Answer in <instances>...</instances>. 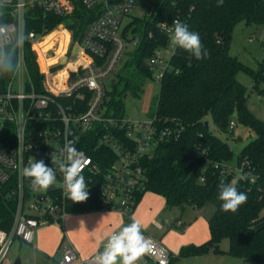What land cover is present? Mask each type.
Here are the masks:
<instances>
[{
	"label": "built area",
	"instance_id": "2783aa9c",
	"mask_svg": "<svg viewBox=\"0 0 264 264\" xmlns=\"http://www.w3.org/2000/svg\"><path fill=\"white\" fill-rule=\"evenodd\" d=\"M133 8V0H0V195L14 206L9 229L0 228V264L14 238L29 243L37 228L60 224L68 215L71 200L64 194V174L60 171L66 140L74 139L75 147L84 153L87 163L81 174L89 194L92 185L99 187L101 210L123 214L146 181L140 158L173 133L168 128L157 131L154 117L131 121L106 115L105 83L126 43L134 47L138 40L132 35L127 39L128 32L124 33L128 23H123L124 19ZM76 11L83 13L81 17H73ZM51 21L54 25L49 27ZM172 25L158 24L168 42ZM59 28L67 35L62 51L58 38L46 45V37ZM24 45L34 53L41 76L38 91L26 69ZM166 45L144 61L158 82L171 69L169 58L176 46L168 48L169 53L162 57L159 52ZM7 48L12 53L8 54ZM11 55L14 62L9 71H4ZM108 83L114 85L115 79ZM235 127L230 121L228 128ZM90 137L97 139L92 150L104 147L116 155L106 170L84 151ZM51 156L56 163L51 162ZM35 160L55 169L52 190L34 189L22 174V169ZM243 165L238 166L239 172ZM220 171L232 173L233 169L223 164ZM163 226H169L167 220ZM170 227L182 225L176 221ZM59 253L56 264H97V254L82 258L67 242ZM149 255H154L156 264L169 263V253L160 248H152L145 256Z\"/></svg>",
	"mask_w": 264,
	"mask_h": 264
},
{
	"label": "trees",
	"instance_id": "16d2710c",
	"mask_svg": "<svg viewBox=\"0 0 264 264\" xmlns=\"http://www.w3.org/2000/svg\"><path fill=\"white\" fill-rule=\"evenodd\" d=\"M82 14L76 11L73 17ZM174 20H180L189 30L199 33L209 55L197 60L191 53L175 46L169 58L171 69L165 71L159 81L152 116L157 131L168 128L173 133L159 141L151 153L140 158L146 181L143 188L135 192L130 209L122 214L123 227L132 222L131 212L146 191L162 196L168 208L185 204L200 208L209 202L214 208L207 222L209 239L198 245L183 246L175 256L169 253V263L175 258L226 253L240 258L243 264H264V216L261 215L264 210V121L248 109L246 87L236 77L240 69L252 74L255 78L253 87L258 93H264V88H259V82L264 81V59L254 71L228 53L231 31L236 23L264 21V0H223L220 7H217V0H157L148 16L134 17L124 28V33L129 32L138 39L129 59L124 62V67L131 66L130 77L152 75L144 61L168 43V37L159 30L158 24ZM52 25L54 22L51 21L49 27ZM83 26L84 23L80 30ZM13 62L11 55L4 71H9ZM24 62L38 91L41 76L28 45H24ZM118 83L107 89L104 101L106 115L115 118L123 117L122 102L130 87L129 77L122 86ZM59 100L68 102L71 99ZM207 115L216 129L226 133L227 137L233 134V129L228 128L230 121L254 133L236 154L237 165L244 164L241 172L250 173L247 180H239V172L234 180L237 190L248 196L247 202L236 213L223 212L222 201L218 199L221 181L233 182L231 172L220 171V166L231 158L232 150L227 139L220 138L209 127L205 128ZM96 140L87 139L84 151L106 170L116 155L104 147L92 150ZM98 189L92 185L84 202H68L67 213L101 210ZM13 213V204L0 195L1 229H9ZM223 238L228 241L225 251L219 246Z\"/></svg>",
	"mask_w": 264,
	"mask_h": 264
},
{
	"label": "crops",
	"instance_id": "0c3cea01",
	"mask_svg": "<svg viewBox=\"0 0 264 264\" xmlns=\"http://www.w3.org/2000/svg\"><path fill=\"white\" fill-rule=\"evenodd\" d=\"M185 205L167 207L169 211L175 209V212L167 217L165 216L167 212L164 210V198L146 191L137 202L130 217L132 222L133 220L139 222L142 234L151 241L152 248H160L175 256L181 247L190 244L198 245L209 239L206 217L202 218V213L197 211L194 206L189 205L192 208L190 210ZM165 220L169 224L168 227L163 226ZM176 221L181 222L182 232L169 230L172 228L170 225ZM122 227V214L117 210L75 212L66 215L60 224L40 226L34 231L30 242L26 244L29 246V253L41 258V263L47 264L51 260L56 264L54 256L57 252H61L63 243L67 242L71 245L82 258L92 254L99 255L104 250L110 236ZM227 246L228 242L221 245L220 248L225 251ZM18 255L20 256V254ZM145 255L136 264L155 262L154 255ZM239 260L240 264H243L240 258L232 257L226 253H207L175 258L168 264H239ZM13 263L14 261L10 262V264Z\"/></svg>",
	"mask_w": 264,
	"mask_h": 264
},
{
	"label": "rangeland",
	"instance_id": "374dc122",
	"mask_svg": "<svg viewBox=\"0 0 264 264\" xmlns=\"http://www.w3.org/2000/svg\"><path fill=\"white\" fill-rule=\"evenodd\" d=\"M157 0H133L134 8L132 12L125 17L124 22L129 21L130 19L143 18L148 16L151 12V9L154 3ZM131 34H127V39H130ZM56 38L60 40L59 51L64 49L67 35L66 32L61 30L54 31L52 34L46 37V45L51 44ZM174 44L171 42V39L166 45V48L160 50L159 54L162 57L167 56L169 49ZM133 49V46L130 43H126L122 56L117 63L109 81L111 78L115 79V84L118 83L119 86H122L123 82L127 77H129L130 87L125 91V97L122 104V114L126 120H146L153 116V111L156 103V98L159 91V82L156 81L151 76L145 75H134L130 77L131 66L124 67V62L129 59L130 51ZM7 53H12L10 48H7ZM228 53L230 56L236 57L244 66H248L252 70H257L259 62L264 59V21L258 24H246L244 21H239L235 24L231 31V39L228 46ZM41 57H43V49L40 48ZM121 77V78H119ZM237 80L240 81L246 87V98H247V107L248 109L261 121H264V93H258L257 88L253 87L255 78L252 74H249L242 69L237 71L236 74ZM109 81L105 83L107 89L111 86ZM259 88H264V81L259 82ZM208 121L209 129L219 136L222 139H227L230 149L232 150L231 158L225 163L228 168H232V181H234L238 175V165L236 162V154L247 141L254 137L252 130L246 129L243 126L237 124L233 129V134L230 137H227L226 133L221 132L216 129V127L211 123L210 116H206ZM145 194V193H144ZM190 210L192 208L186 204ZM213 205L209 202L204 203L200 208H197V211L202 213V218L208 217L210 213L212 214ZM164 210L167 212L165 216L170 217L175 211V209H169L164 207ZM261 215L264 216V210H262ZM208 225V223H207ZM169 230L175 232H182V228H170ZM165 231V230H163ZM227 239L223 238L219 242V246L227 244ZM29 246L26 243L21 242L18 238H14L11 242L10 248L6 255V258L1 264H10L13 262L15 257L20 254L22 264H44L41 263V258L29 253ZM237 258V257H235ZM240 264V260L238 261ZM47 264H55L53 261L49 260ZM117 264H120L119 260Z\"/></svg>",
	"mask_w": 264,
	"mask_h": 264
},
{
	"label": "clouds",
	"instance_id": "9594fccd",
	"mask_svg": "<svg viewBox=\"0 0 264 264\" xmlns=\"http://www.w3.org/2000/svg\"><path fill=\"white\" fill-rule=\"evenodd\" d=\"M223 5V0H217V7ZM161 27H166L161 24ZM171 42L191 53L197 59L206 58L209 53L204 48L199 33L189 30L187 24L180 20L173 21ZM64 162L60 163V171L64 174V194L73 202H84L89 193L87 184L81 174L87 161L84 153L75 147V140H66L63 149ZM51 162L56 163V158L51 156ZM22 174L29 178L31 185L37 190H47L56 182L55 169L49 167L43 160L30 162L22 169ZM250 173L241 172L239 180H247ZM203 182V180H202ZM236 181L221 183L218 185V199L222 201L221 210L225 213H236L240 206L244 205L247 193L237 190ZM152 249V243L142 234L138 221L133 220L130 224L122 227L112 234L104 246V250L96 257L97 264H136L140 258Z\"/></svg>",
	"mask_w": 264,
	"mask_h": 264
},
{
	"label": "water",
	"instance_id": "95a60500",
	"mask_svg": "<svg viewBox=\"0 0 264 264\" xmlns=\"http://www.w3.org/2000/svg\"><path fill=\"white\" fill-rule=\"evenodd\" d=\"M204 126H205L206 129L208 128L207 122H204ZM52 189H53V187L49 188V190H52ZM59 258H60V253L57 252L55 254V256H54V260L57 261ZM13 264H21V260H20V256L19 255L16 256ZM147 264H156V263L153 262V261H149V262H147Z\"/></svg>",
	"mask_w": 264,
	"mask_h": 264
}]
</instances>
